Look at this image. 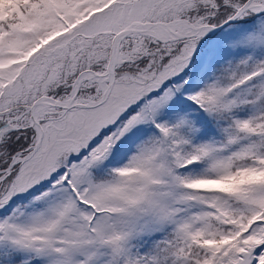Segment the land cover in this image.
<instances>
[{
    "label": "snow or ice",
    "instance_id": "obj_1",
    "mask_svg": "<svg viewBox=\"0 0 264 264\" xmlns=\"http://www.w3.org/2000/svg\"><path fill=\"white\" fill-rule=\"evenodd\" d=\"M0 264H264V0H0Z\"/></svg>",
    "mask_w": 264,
    "mask_h": 264
}]
</instances>
